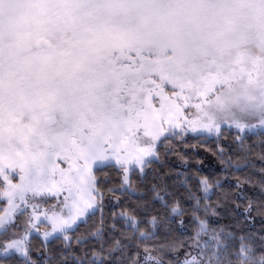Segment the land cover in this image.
I'll use <instances>...</instances> for the list:
<instances>
[{
	"label": "snow or ice",
	"instance_id": "1",
	"mask_svg": "<svg viewBox=\"0 0 264 264\" xmlns=\"http://www.w3.org/2000/svg\"><path fill=\"white\" fill-rule=\"evenodd\" d=\"M252 119L264 124V0H0V256L35 264L29 237L87 223L105 168L126 183L177 129ZM238 241L227 264H264ZM217 247L183 264H225L229 246Z\"/></svg>",
	"mask_w": 264,
	"mask_h": 264
},
{
	"label": "trees",
	"instance_id": "2",
	"mask_svg": "<svg viewBox=\"0 0 264 264\" xmlns=\"http://www.w3.org/2000/svg\"><path fill=\"white\" fill-rule=\"evenodd\" d=\"M177 130L179 135L165 146L157 144L156 156L148 158L151 165L130 171L126 184L118 166L104 169L103 187L98 173L103 199L97 211L60 239L31 238L35 264H77V258L91 261L93 253H102L104 264H143L146 253L183 264L193 257L203 260V253L211 255L225 245L227 264L240 236L251 238L257 254L264 251V127L239 131L231 126L200 134ZM202 179L208 180L206 189ZM123 184L122 193L114 189ZM114 194L120 205L108 201ZM173 206L183 214H174ZM0 264H23V258L0 256Z\"/></svg>",
	"mask_w": 264,
	"mask_h": 264
},
{
	"label": "rangeland",
	"instance_id": "3",
	"mask_svg": "<svg viewBox=\"0 0 264 264\" xmlns=\"http://www.w3.org/2000/svg\"><path fill=\"white\" fill-rule=\"evenodd\" d=\"M188 114H189V116H191V111H189ZM242 122L248 125L244 130L254 131V130L260 129V127H262V128L264 127V126H263L264 124H261V123L259 122L258 119H252V120L250 121V123H249L248 120H245V121H242ZM231 126H232L233 128H235V129L241 131V129H238V128L235 127V125H231V124L222 125V126H221V129H223V128H229V129H231ZM176 131H177V135H179V131H178V130H176ZM197 133H198V132H197ZM226 133H227V132H226ZM198 134H200V133H198ZM225 137H227V142H228V138H230V137H228V134H225ZM240 141H241V139L238 140V142H240ZM228 145L230 146V144H228ZM58 163L61 164V167H64V168L67 167V164L64 163L63 161H58ZM117 166H118V165H117ZM118 167H119V166H118ZM129 173H130V171L127 173V176H128V177H129ZM119 177H120V176H119ZM128 179H129V178H128ZM122 180H123V176H121V181H122ZM127 181H128V180H127ZM122 183H124V182H122ZM126 183H127V182H126ZM126 183H125V184H126ZM123 188H125L124 184H123V186H122L121 188H118V186H115V187H114V189H116V191H118L119 193H122ZM119 193H117V194L120 195ZM118 195L114 194V196H111V197L108 198V201H110V203H111L112 205H115V206L120 205L121 202H119V200H118V199L120 198V196H118ZM121 196H122V194H121ZM100 203H101V199L98 198V202H97L96 206H95L93 209H90V210H89L88 215L94 213L95 211H97L98 206H99ZM0 207H6V203H4L2 199H0ZM2 214H3L2 211H0V215H2ZM88 215H86L83 219L85 220V218H86ZM79 223H80V222H78V224H79ZM44 230H45L44 228H41V236H40V237H42V238H43L42 233H43ZM48 230H50V227L48 228ZM57 235H58V234H57ZM30 239H31V237H29V241H30ZM212 253H213V252H212ZM17 254H18V253H17ZM5 255H7V254H5ZM5 255H4V256H5ZM215 259H216V258H215ZM215 259L213 258V260H215Z\"/></svg>",
	"mask_w": 264,
	"mask_h": 264
}]
</instances>
